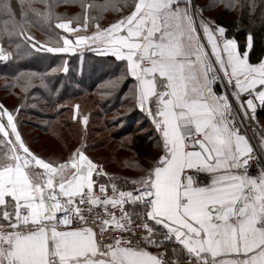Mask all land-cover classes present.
<instances>
[{
  "label": "snow or ice",
  "instance_id": "6c2138e0",
  "mask_svg": "<svg viewBox=\"0 0 264 264\" xmlns=\"http://www.w3.org/2000/svg\"><path fill=\"white\" fill-rule=\"evenodd\" d=\"M217 3L238 12L242 46L204 15ZM73 4L71 16L58 11ZM257 22L264 28V0H0V62L113 57L119 75L107 83L127 84L123 99L149 120L157 149L146 164L125 159L135 177L108 172L84 138L44 156L22 135L23 105L0 103V264H264ZM68 65L19 71L5 87L28 94L39 79L56 97L46 79ZM71 107L86 130L89 116Z\"/></svg>",
  "mask_w": 264,
  "mask_h": 264
},
{
  "label": "trees",
  "instance_id": "16d2710c",
  "mask_svg": "<svg viewBox=\"0 0 264 264\" xmlns=\"http://www.w3.org/2000/svg\"><path fill=\"white\" fill-rule=\"evenodd\" d=\"M195 2L206 5L209 0H195ZM78 10V5L75 4L61 5L58 9V11L66 12L70 16ZM108 15L110 17L111 14ZM204 15L225 26L229 29L227 33L229 37L235 36L241 46L244 44L245 33L236 31L237 25L234 24L238 16L236 10L225 11L224 4L217 3L215 7L205 11ZM248 23L249 16L246 13L244 24L247 26ZM251 30L256 39L255 50L251 53L250 62L255 63L259 56L264 55V28L259 27L257 22V25ZM33 32L41 41L46 38L45 33L38 29H33ZM63 59H68L69 71L67 73H51L46 79V83H49L50 87L55 85L60 88L56 97L50 98L47 90L40 86L39 79L34 80V86L29 89L28 94H25L18 86L5 87V81L10 82L19 71L50 73L51 68L60 65ZM117 75H119V70L111 56L100 55L91 51H85L83 58L79 54L63 57L58 54L34 53L31 57H26L20 61L0 62V90L11 91L12 94L9 93V99H14V102L9 105L10 109L17 105H23L19 112V127L22 135L29 143L41 144L40 150L42 151L43 148L54 147L52 146L54 140L66 145L71 141L79 143L82 138L85 139L88 151L107 144H112L111 151L113 152L122 150L123 146L127 150L131 144L136 149L138 145L151 146L154 137L149 125L148 128L146 127L149 122L140 117L131 100L123 99L124 93L127 91V84L112 89L107 83ZM104 82H106L105 85ZM74 104H79L80 112L89 116L86 130L81 123L71 119L73 114L71 106ZM5 105L7 106V104ZM58 105L63 107L58 108ZM257 114L264 122V110H258ZM134 124H137L138 128H135ZM110 126L116 130H110ZM143 129H147L146 132H140ZM100 135H103L102 138H99ZM128 136L127 140H123L124 137ZM143 149L142 147L135 155L143 154ZM33 150L41 153L35 148ZM113 155L107 159L113 160ZM94 159L97 160V158ZM135 161L140 162V159L137 157ZM101 163L103 164V162ZM123 169L127 174H117L135 177L129 176L128 171L138 172L131 171L130 169L135 168L127 165L122 167Z\"/></svg>",
  "mask_w": 264,
  "mask_h": 264
},
{
  "label": "rangeland",
  "instance_id": "374dc122",
  "mask_svg": "<svg viewBox=\"0 0 264 264\" xmlns=\"http://www.w3.org/2000/svg\"><path fill=\"white\" fill-rule=\"evenodd\" d=\"M11 91L9 92L8 90H0V103H3L4 105L7 104V107H9L10 104H12L14 102V99H9L10 98V94ZM12 94V93H11ZM3 100V101H2ZM6 106V105H5ZM112 118V117H110ZM109 118V119H110ZM112 121V119H111ZM141 122V121H140ZM264 123V122H263ZM148 125L150 128L151 124H147L146 127L148 128ZM135 128L137 127V124L133 125ZM110 130L114 131L116 130V128H112V126H110ZM147 129H143L140 132H146ZM137 131V130H135ZM107 134V132H106ZM103 135H100L99 138H102ZM155 136V135H154ZM129 138L128 137H124L123 140H127ZM42 140V138H41ZM51 140V139H49ZM155 140V139H154ZM32 149H36L38 151L41 152L42 155L44 156H50V155H56V154H67L68 150L70 148H73L74 146H76L78 143H75L73 141L69 142L68 144L64 145L62 142L59 141H52V148H43V151L40 150L41 148V144H37V143H29ZM108 145V144H107ZM105 145V146H101L96 148L95 150L92 151H88V154L93 157V158H97V162L101 163L103 162V165L105 167L106 170H108L110 173L114 172V173H126L124 171V169L122 170V167H126V165L124 164L125 159L129 160V161H133L136 160L137 157L140 159L141 164H146L147 160L152 157L157 155V149L155 147V141H153V144L151 146H143V145H138L137 149L135 148V146H133V144H129L130 146L127 148V150L124 149V146L122 147V150L120 151H111L112 150V144L110 145ZM126 145V143H125ZM114 147V146H113ZM143 149V154L141 155H135L137 154V151H140V149ZM135 148V149H134ZM114 153V155H113ZM111 155H113L112 157H114L113 160H108L107 158L111 157ZM140 156V157H139ZM144 156V157H143ZM99 160V161H98ZM101 161V162H100ZM131 171H137L136 169H130ZM138 172H129L128 171V175L129 176H136Z\"/></svg>",
  "mask_w": 264,
  "mask_h": 264
},
{
  "label": "crops",
  "instance_id": "0c3cea01",
  "mask_svg": "<svg viewBox=\"0 0 264 264\" xmlns=\"http://www.w3.org/2000/svg\"><path fill=\"white\" fill-rule=\"evenodd\" d=\"M106 84V82H104V85ZM220 89H219V85H217V91H219ZM137 109V108H136ZM138 110V112H139V114H140V117L141 118H144V119H146L148 122H149V120L144 116V114L139 110V109H137ZM150 123V122H149ZM152 132V135H153V137H154V139H155V136H154V132H153V129L151 128L150 129ZM155 141V140H154Z\"/></svg>",
  "mask_w": 264,
  "mask_h": 264
},
{
  "label": "built area",
  "instance_id": "2783aa9c",
  "mask_svg": "<svg viewBox=\"0 0 264 264\" xmlns=\"http://www.w3.org/2000/svg\"><path fill=\"white\" fill-rule=\"evenodd\" d=\"M239 119V118H238ZM257 119L259 120V124L261 125V126H264V123H263V121L260 119V117L258 116V114H257ZM249 132L251 133V129H249Z\"/></svg>",
  "mask_w": 264,
  "mask_h": 264
}]
</instances>
